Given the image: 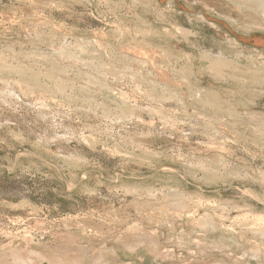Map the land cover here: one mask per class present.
<instances>
[{
  "label": "rangeland",
  "instance_id": "obj_1",
  "mask_svg": "<svg viewBox=\"0 0 264 264\" xmlns=\"http://www.w3.org/2000/svg\"><path fill=\"white\" fill-rule=\"evenodd\" d=\"M260 3L0 0V264L142 231L184 238L162 264H260L196 244L210 216L264 245Z\"/></svg>",
  "mask_w": 264,
  "mask_h": 264
},
{
  "label": "bare ground",
  "instance_id": "obj_2",
  "mask_svg": "<svg viewBox=\"0 0 264 264\" xmlns=\"http://www.w3.org/2000/svg\"><path fill=\"white\" fill-rule=\"evenodd\" d=\"M248 1H251V0H248ZM252 1H262V3H260V8H262L264 11V0H252ZM116 104H117V107H119V108L122 107V104L120 102H116ZM200 222H201V224H200L201 227H200L199 240L196 241V244H198V246L200 247V252L202 254H204V255H219L222 253V254H228L229 258H231V259H233V257H239V258H242L243 260H246V261L251 262V260H256L258 263L264 264V245H261L258 243H252V245H248V243H246L245 241H243L241 239V237L237 233L238 231L235 227L219 226V225H217L215 220L212 219L210 216H206L205 218H202ZM252 230H253V228H252ZM262 231H263V228H262ZM136 232H137V230H136ZM257 232H258V230H257ZM184 234H185V232H184ZM8 236H10V235H8ZM66 236L67 235H65V238H66ZM156 239L157 238L151 237L150 233H146V232L142 231L141 234L139 233V235H136L134 238H130L129 240H126L125 242L122 241V243H124V247L118 246L116 249H114V253H111V255L114 257L116 262H114L111 259H105V257H104V258L94 260L92 264H148L146 262L147 259H151V264L158 262V261H159V263L162 264V261H164L162 259H167V258H171L174 256V253H176L175 252L176 248H183L184 249V247H185V242H184L183 237H181V238L179 237L178 240L175 241L174 245H172L170 247H166V248L158 245V243L156 242ZM68 240H69V236H68ZM68 240H67V242H68ZM70 240H69V242H70ZM121 240H122V237H121ZM25 242H26L27 247H30V245L33 244L32 243L33 241H32V239L29 238V235L25 238ZM61 242H65V241H61ZM154 242L156 243V245H154ZM79 245L80 244H78V246ZM34 246H35V244L32 245V247H34ZM36 246H38V245H36ZM34 248H36V247H34ZM59 248H57V249H59ZM75 248H76V246H75ZM56 251H55V253H57ZM145 251H149L151 253V258H147L146 260L139 261L138 258L144 256ZM106 252H107V254L109 253L108 251H106ZM22 253H18L19 255L17 254V257L14 260L15 263H17V264H35V262L33 261L32 258H25L24 254L22 255ZM53 253H54V250H53ZM59 253H57V254L60 255ZM67 254H68V252H67ZM67 254H65V255L67 256ZM107 254L105 253V255L108 258H110ZM7 255H10V254H7ZM37 255L41 256L43 259L48 260L50 262V264H85L83 262L84 258L82 260V257H80L81 259L78 258L79 260H77V259L76 260H70V259L64 258L62 256H54L52 254L47 255V254H42L39 252L36 253V256ZM76 255H77V253H76ZM82 256H84V255L82 254ZM72 257L73 256H71V259H72ZM125 257L127 260H125ZM85 259H87V258H85ZM12 260H13V258H12ZM212 264H214V263H212ZM216 264H229V263L228 262H221V263H216Z\"/></svg>",
  "mask_w": 264,
  "mask_h": 264
}]
</instances>
